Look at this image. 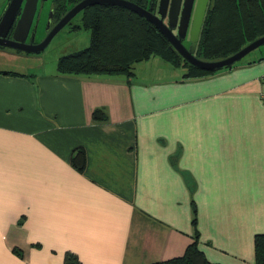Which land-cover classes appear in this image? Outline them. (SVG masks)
Listing matches in <instances>:
<instances>
[{
    "label": "crops",
    "instance_id": "1",
    "mask_svg": "<svg viewBox=\"0 0 264 264\" xmlns=\"http://www.w3.org/2000/svg\"><path fill=\"white\" fill-rule=\"evenodd\" d=\"M2 64L0 264H149L196 238L212 262L256 264L264 53L198 78L158 55L132 76Z\"/></svg>",
    "mask_w": 264,
    "mask_h": 264
},
{
    "label": "trees",
    "instance_id": "2",
    "mask_svg": "<svg viewBox=\"0 0 264 264\" xmlns=\"http://www.w3.org/2000/svg\"><path fill=\"white\" fill-rule=\"evenodd\" d=\"M80 1L55 0L56 19L64 16L72 5ZM130 1L148 7L149 0ZM156 2L157 0H152L153 4ZM82 21L81 25L74 28L89 30L90 43L87 47L58 59L57 70L62 75L124 73L132 76L136 63L156 55L184 68L185 78L204 77L220 71H208L190 64L154 24L122 6H89L83 10ZM262 36L264 0H210L195 55L203 60L223 59ZM236 64L223 69L232 68ZM94 117L97 120H107V115L100 109L94 112ZM72 163L80 171H84L86 151L82 148L74 150ZM255 253L256 264H264V233L255 237ZM66 264H81V261L76 254L68 252ZM149 264L221 263L208 260L196 238L182 255Z\"/></svg>",
    "mask_w": 264,
    "mask_h": 264
},
{
    "label": "water",
    "instance_id": "3",
    "mask_svg": "<svg viewBox=\"0 0 264 264\" xmlns=\"http://www.w3.org/2000/svg\"><path fill=\"white\" fill-rule=\"evenodd\" d=\"M21 1L20 3L13 2L10 5L0 24V28L11 25L21 5ZM38 1H26L21 18L15 29L14 39L2 40L1 37H4V34H0V45L28 53H40L48 47L56 34L71 22L78 13L96 4L122 6L145 17L158 28L186 61L208 71L221 70L225 67L233 66L242 61L250 52L264 45V36H262L248 43L238 52L223 59L203 60L196 57L197 43L201 35L210 0H159L157 12L153 11L154 5L146 8L130 0H81L70 8L53 27H51L54 18V11L52 10L47 27L48 34L42 42L34 43L35 32H33L30 42H26L37 12ZM3 2L4 0H0V7ZM188 33L190 35V46L185 45L183 42Z\"/></svg>",
    "mask_w": 264,
    "mask_h": 264
},
{
    "label": "rangeland",
    "instance_id": "4",
    "mask_svg": "<svg viewBox=\"0 0 264 264\" xmlns=\"http://www.w3.org/2000/svg\"><path fill=\"white\" fill-rule=\"evenodd\" d=\"M55 0H39L37 12L34 18L33 29L36 30L35 38L40 43L48 34V21ZM83 11L78 13L52 39L48 47L40 53L19 54L12 51H0V63L5 69L19 71L26 75H34L36 71L54 70L58 66L61 56L73 53L87 47L90 43V31L87 29L77 30L74 27L83 23ZM11 52V53H9ZM264 53V45L246 55L242 61ZM239 63V62H238Z\"/></svg>",
    "mask_w": 264,
    "mask_h": 264
},
{
    "label": "flooded vegetation",
    "instance_id": "5",
    "mask_svg": "<svg viewBox=\"0 0 264 264\" xmlns=\"http://www.w3.org/2000/svg\"><path fill=\"white\" fill-rule=\"evenodd\" d=\"M20 1L21 0H4L2 6L0 7V24H1V22H2V20L4 18V16H5V14L7 13L10 5L13 2L14 3H16V2H19L20 3ZM26 1L27 0H22L21 1V5H20V7L18 9V12L16 13V16H15L13 22L11 23V25L9 27H5L4 26V27H1L0 28V34H4L3 35L4 37H1L2 40L7 41V40H13L14 39L15 29H16V26L18 24L19 19L21 18V15H22V12H23V9H24V6H25ZM158 2H159V0L156 2V4H153L152 3V0H149L148 1V7H146V8H150V6L154 5V10L153 11L154 12H157ZM38 3H39V1H38ZM74 5H72L70 8H72ZM52 10L54 11V18H53V22L51 24V27H53L61 19V17H62V16H60V18H57L56 19V17H55V10H56L55 5L53 6V9ZM67 11L65 13H67ZM33 23H34V21H33ZM33 32H35V35H36V30L33 29V25H32V27L30 29V32L28 34V38H27L26 42H30V39L32 37ZM183 42H184L185 45L190 46L191 42H190V35H189V33H188L187 37L183 40ZM34 43H39L36 40V38H34ZM0 51H2V52L12 51V52L19 53V54H25V53H27L25 51L17 50V49L10 48V47H6V46H2V45H0ZM9 53H11V52H9Z\"/></svg>",
    "mask_w": 264,
    "mask_h": 264
}]
</instances>
